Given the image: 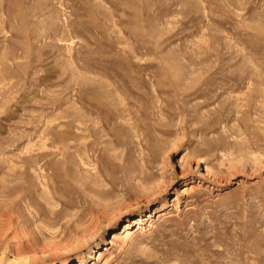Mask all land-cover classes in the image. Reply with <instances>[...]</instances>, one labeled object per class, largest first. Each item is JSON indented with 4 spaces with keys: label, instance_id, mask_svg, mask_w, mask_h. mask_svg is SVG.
<instances>
[{
    "label": "rangeland",
    "instance_id": "374dc122",
    "mask_svg": "<svg viewBox=\"0 0 264 264\" xmlns=\"http://www.w3.org/2000/svg\"><path fill=\"white\" fill-rule=\"evenodd\" d=\"M18 259L264 264V0H0Z\"/></svg>",
    "mask_w": 264,
    "mask_h": 264
},
{
    "label": "bare ground",
    "instance_id": "6f19581e",
    "mask_svg": "<svg viewBox=\"0 0 264 264\" xmlns=\"http://www.w3.org/2000/svg\"><path fill=\"white\" fill-rule=\"evenodd\" d=\"M137 223V222H136ZM130 228L129 227H127L126 229H124L122 232H123V236L124 237H128L130 234H131V231L129 230ZM132 235V234H131ZM123 237V238H124ZM119 236H118V234H114L113 236H112V239L108 242V245H111V246H113L114 245V243H116V242H118L119 241ZM22 260L21 259H18V260H16L15 261V264H18L19 262H21ZM80 264V263H79Z\"/></svg>",
    "mask_w": 264,
    "mask_h": 264
}]
</instances>
